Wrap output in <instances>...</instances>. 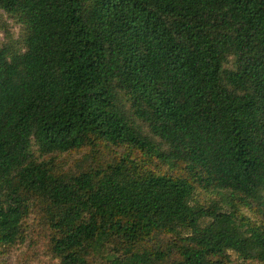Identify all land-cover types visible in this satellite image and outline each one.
I'll return each mask as SVG.
<instances>
[{
	"label": "trees",
	"instance_id": "16d2710c",
	"mask_svg": "<svg viewBox=\"0 0 264 264\" xmlns=\"http://www.w3.org/2000/svg\"><path fill=\"white\" fill-rule=\"evenodd\" d=\"M0 11V264H264V0Z\"/></svg>",
	"mask_w": 264,
	"mask_h": 264
},
{
	"label": "rangeland",
	"instance_id": "374dc122",
	"mask_svg": "<svg viewBox=\"0 0 264 264\" xmlns=\"http://www.w3.org/2000/svg\"><path fill=\"white\" fill-rule=\"evenodd\" d=\"M0 22L5 24V28L10 35L13 37L14 41H18L20 39V26L15 24L14 21H11L6 14L0 11ZM2 29V24L0 23V30ZM4 30L0 31V39H3Z\"/></svg>",
	"mask_w": 264,
	"mask_h": 264
}]
</instances>
